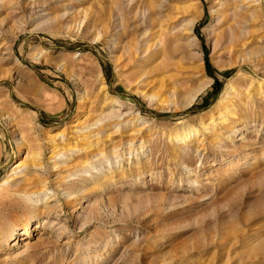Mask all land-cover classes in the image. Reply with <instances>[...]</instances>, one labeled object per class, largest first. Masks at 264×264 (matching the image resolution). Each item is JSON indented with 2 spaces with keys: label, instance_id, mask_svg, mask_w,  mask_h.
Here are the masks:
<instances>
[{
  "label": "rangeland",
  "instance_id": "1",
  "mask_svg": "<svg viewBox=\"0 0 264 264\" xmlns=\"http://www.w3.org/2000/svg\"><path fill=\"white\" fill-rule=\"evenodd\" d=\"M118 1L0 0V264H264V99L254 96L264 0L234 50L217 40L233 0H137L144 19L123 13L116 32ZM153 27L163 52L145 82L125 63ZM228 109L237 121L205 133ZM105 115L99 131L109 136L89 149L78 131ZM53 149L63 154L54 171ZM109 151L112 166L83 167ZM27 154L46 172L27 175L21 190L39 193L46 181L59 193L72 176L76 198L35 216L33 234L19 230L15 243L11 225L36 212L2 183Z\"/></svg>",
  "mask_w": 264,
  "mask_h": 264
},
{
  "label": "bare ground",
  "instance_id": "2",
  "mask_svg": "<svg viewBox=\"0 0 264 264\" xmlns=\"http://www.w3.org/2000/svg\"><path fill=\"white\" fill-rule=\"evenodd\" d=\"M233 2L236 3L233 11H229V12L227 11L223 12L222 10L220 11L221 15H220L219 23H222L224 27L223 32L224 31L225 32L218 35L217 37V40H219V37H220V43H223V47H229L232 50H234L239 45V43L248 41L250 39L251 34L253 33L251 31L254 27L252 23H254L253 20H254V11L256 10L255 7H258L261 5L260 0H233ZM245 3H247L248 6H246V9H243L242 7H245ZM116 4L117 5L115 6L117 7L115 8V15H114V21H113V26H114L113 29L116 32L117 31L119 32L123 28V24H124L122 23L123 18L120 17L123 13H126L128 15V19L132 21H137V20L140 21V20H143L145 17V11L144 9H142L140 4H138L137 0H119ZM223 4L221 6H224ZM149 14H150V9L147 8V23H148ZM152 30H155V32L153 33L154 36L152 35L153 37L150 36V33ZM190 30L192 31L193 28L192 27L188 28V31L190 32L189 35H191ZM160 34H161L160 28L155 29V27H153V28H149L145 30L143 36L140 37L138 41L136 42V45L133 48H131L130 51H127L128 56L126 59L125 66H129L130 69H133V70L138 69L140 72H144L143 78L146 80L145 82H147V71L145 70V66L151 62V59L153 58L152 55L163 52L161 51L162 44L160 43V41L156 39V37ZM113 39H112V42L114 41ZM117 42L118 41L116 38L114 42L116 47H114L113 49L119 47ZM138 74L139 72H136V75ZM211 82L212 80L210 79L205 84V86L210 85ZM233 88L234 87L231 82L226 86L225 90L222 92V95H221V100H220L221 105L229 107L230 104H229L228 97L231 95ZM201 90L202 89H200L199 91ZM168 91L173 92L172 89H169ZM174 93L175 92H173V94ZM254 96L256 98L264 99V79L258 80V82H256L255 89H254ZM159 97L160 95H154V94L149 95V98L151 100L158 99ZM227 111H228V114L219 113L217 117H214L215 119L211 122L214 124V127L213 126L210 127V123L209 124L205 123V126L203 127L207 131L205 133H212V131L215 130V127L225 125L224 123L226 122L229 123L228 121H230L231 119L233 120V122L237 121L238 118H236L237 113L235 112V110L228 109ZM111 115H105L104 117L92 123H89L88 125L83 127L82 130L80 129L81 131L80 130L78 131L79 135L82 136V139L87 137L90 140L89 149H91L90 148L91 143L92 144L94 143L92 138L102 139L103 137L109 136V134H106L105 131H99V130H102L101 127L105 125V121L108 120L111 117ZM107 131L109 130L107 129ZM231 132H236V131L234 129H231ZM199 133L200 131L197 129L191 132L189 131L183 137H181V140L185 141L187 140V138H190L193 134L198 135ZM64 139L65 137L61 138L62 141H64ZM106 141L108 142V140ZM79 149L84 150V152L86 151L90 152L88 150L87 145L86 147H80ZM73 151L76 152L77 150L75 149ZM92 151L93 150H91V152ZM111 151H113V149ZM99 152L98 153L94 152V154L90 155L89 158H91L92 161L90 160V163L88 164L85 163L86 165L83 167H86L88 170L91 171V169L98 168L99 166L105 163H108L109 166L113 165L115 159L113 156L114 154L112 152L109 151L108 153H105L102 155H100ZM59 154L55 153L53 149L51 154L49 155L48 161L49 163H51L50 170L52 169L54 171V169H57V167L59 166L57 162L61 160L62 155H63V154L61 155ZM28 156L29 155L27 154L24 157V160L22 162L16 163L14 161L12 163V166L10 168V173L7 174L5 181L2 183V184L10 183V187L12 188V190L17 192L21 198H25L26 202H28L30 205L29 208L32 209L34 212H36V215L35 214L28 215L26 216V219L24 220L20 219L11 225L10 237H12V240H15V243L17 242V239L20 236L19 230H22L21 235L25 236V238H29L33 234V231L35 229V226L33 228V220L36 219L35 216H38L39 214H41L46 208L50 209L52 206L58 205L61 202V200L65 202H70L76 198V197L74 198L75 195H73L75 194L73 193V188H74V184H76L74 183V181L76 180L71 179L72 176L66 177L67 182L66 184H64L65 186L61 187V184H60L61 188L59 189L60 190L59 193L58 191L54 192L53 189L49 188L48 183L46 181H42V187L39 193L27 194L26 190H21L22 189L21 186L26 181L25 178L27 177V175H31V174L43 175L46 172V168L42 164L43 161L40 162V159H41L40 156H37L36 158H34V160H30V161H29ZM94 158H95L94 161L96 163L93 162ZM16 234L18 235L16 236Z\"/></svg>",
  "mask_w": 264,
  "mask_h": 264
}]
</instances>
